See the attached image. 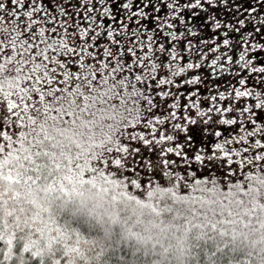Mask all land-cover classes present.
Listing matches in <instances>:
<instances>
[{"label": "trees", "instance_id": "obj_1", "mask_svg": "<svg viewBox=\"0 0 264 264\" xmlns=\"http://www.w3.org/2000/svg\"><path fill=\"white\" fill-rule=\"evenodd\" d=\"M48 13L30 14L26 21L15 22L8 28V37L0 39V99L7 101H0V124L12 122L19 132L13 152L0 146V190L5 193L0 195V264L9 261L1 250L9 243L19 250L29 230L37 228H49L62 241L81 244L85 254L75 264H264V183L235 175L228 188L218 189L203 179L194 182L201 185L199 193L184 194L175 187L173 191L149 188L148 179L139 172L130 173L136 180L119 173L122 138H134L140 129L153 128L157 122L140 128L119 120L114 107L115 112L108 109L113 103L104 100L103 78L90 80L93 76L73 72L68 76L72 82L64 86L78 119L69 138L62 135V106L58 98L57 104L47 100L55 94L52 80L44 76L48 69L45 57L59 41L48 43L51 40L43 23ZM80 63L92 70L99 66L98 61ZM7 65L13 72L4 76ZM10 90L21 99L9 96ZM109 91L112 98L120 97L118 91ZM134 91L129 90V106L142 116L131 115L132 121L146 117L134 98L138 91ZM13 119L37 123L19 138L23 134ZM105 119L120 122L125 130L104 136V128L110 126ZM245 127L250 130L253 124ZM258 158L249 161H260L257 167L261 168L264 158ZM13 204L28 208L29 226L26 219L14 229L16 214L9 211ZM34 252L24 250L22 260L34 263L38 260Z\"/></svg>", "mask_w": 264, "mask_h": 264}, {"label": "rangeland", "instance_id": "obj_2", "mask_svg": "<svg viewBox=\"0 0 264 264\" xmlns=\"http://www.w3.org/2000/svg\"><path fill=\"white\" fill-rule=\"evenodd\" d=\"M76 2L77 6H79V0H76ZM184 2H186V0H181V3ZM135 3H139V0H135ZM235 3L241 4L244 8L251 7L250 0H235ZM93 6L99 7L96 0H93ZM205 7L209 8L210 11L215 12L218 18H230V14L221 8H213L208 5H205ZM116 8L117 4H112L113 12L117 16V21L114 24V27L117 29V34H114V39L122 41V37L118 34L120 27V14L115 12ZM133 10H135V7ZM41 11L49 12L43 21L48 30L47 37L51 40L48 43L52 44L56 42V40H59L58 43L55 44L56 49L50 50L49 55L45 57L48 69L46 72L47 76H44L46 77V80H52L50 86L55 94V96L52 97V93L47 97V100L57 104L58 98V103L62 106L60 109V113L64 115V117L61 118L64 124L61 127L62 135L69 138L68 132L71 130L70 128L73 126L74 122L78 119L76 108L69 103L71 94L69 90L66 89V86H64V83L67 84L72 82L68 76L73 72L77 75L93 76L90 80H95V78L97 79L101 77L106 84H103L102 86L104 88L101 89L106 94L104 100H110L113 103L108 109L115 112L113 110L114 107L117 111L115 115H117L119 120H125V123H128L127 125L133 123L137 124L140 128H143V125L150 126V122H157V118L164 119L173 111L176 112L177 117L173 120L166 119L162 125L159 123L152 125L153 128L150 127L145 131L140 129L138 134L134 135V138L130 137L129 140L127 139L128 141L126 140L127 136L125 135L121 140L119 160L123 162L120 163L121 167L119 173H122L123 175L127 174L129 177H132L131 180H136V178L133 175L131 176L130 173L131 171L135 173L139 172L142 176H145L148 179L146 185L149 188L152 187L173 191L172 188L175 187L184 194L199 193L201 185L198 186L194 184V182L203 179L212 181L218 189L228 188L235 175L249 177L253 180L264 183L263 163L261 164V168H258L257 164H260V161H249V159H256L257 157H259L258 159L264 158V134L258 133V135L254 137L241 138L240 141L238 139H233L240 135V124H217L215 121L221 117L215 113L211 116L212 123H209L208 125H204L202 120L199 119L196 124H189L184 119L185 106L188 104V100L185 96L180 97L179 109H170L167 105L173 102L172 99L167 97L162 99L158 93L171 90L172 92H183L187 94L195 89L190 88L187 85L181 88L169 85L156 87L155 80L147 81L142 76L143 66L135 65V62L133 61L135 58L127 51V44H125L123 50H121L119 44L110 47L111 44L113 45V42L107 38V32L101 31L100 29H96L95 31L91 30L89 22L84 19L83 10L79 15L80 24L78 26L75 11L72 9L71 4H67L65 0H0V39L8 37V28L17 25L19 22L22 23L23 21H26V17L29 18L28 15H38ZM193 11H198V9H193ZM222 12L223 17H221ZM258 12L259 14L264 15V4L258 6ZM181 15H184L187 19L190 13L185 10ZM245 15H247V13H245ZM241 18L244 17L242 16ZM133 19H135V17ZM204 19L205 13L201 12L199 16L194 18L193 23L199 26L203 23ZM96 21L97 23L101 21L100 15L96 16ZM38 23H41L40 19H38ZM110 23H112V21L109 19H103L105 28H107ZM142 23L147 24L149 29L152 28L150 20L143 21ZM135 26L136 25L134 24H129L128 28L130 30ZM97 31L100 32V35L97 38H93V36H96ZM201 31L204 38H208L212 35L208 29H201ZM243 31H254L253 25L248 24ZM160 35H162V33ZM236 35V33H230V36L232 37H235ZM191 39L198 41V38L196 37H192ZM222 39L223 37H220L221 41ZM219 42L220 41H218V43ZM252 42L264 44V26H261L260 32L255 33ZM62 43L65 44V47L63 48ZM209 47H211V45H209ZM236 47L238 49L239 45ZM60 49H62V52ZM58 51L60 56H57ZM144 51L146 52L147 49H144ZM221 51H224V49H221ZM85 54H88V56H85ZM140 54L141 52L138 49L137 56ZM231 55L233 56V60L237 58L235 51H233ZM209 59H211V56ZM248 59L253 60L255 66H264V50H258L255 52L250 51ZM83 60H89L91 63L93 61H98L99 66H97V68L93 67L92 70L89 65L80 63V61L83 62ZM100 60L106 61L108 63L107 66L101 64L102 61ZM7 66L8 67H4L3 70L4 76H9L13 72L12 68L9 65ZM49 67H51V71L49 70ZM65 68L68 69L64 70ZM198 71L205 76H210V73L206 68ZM192 74L195 73H189V75ZM64 75L67 76L64 77ZM161 75H164V73H157V79H159ZM262 76H264V74L249 73L247 70H244L240 72V76L238 77L222 76L219 81H214V83L222 85L220 91L228 90L229 81H231V84L235 85L237 88H241V90L244 88H255L259 90L264 88V83H257V80ZM120 77L121 79L117 81ZM242 77H247L246 85L244 86H241L238 83V80ZM183 79H185L183 76L177 77L176 83H180ZM113 85L115 88L111 87ZM11 90L9 93L6 92L9 96L12 94L14 95V93H11ZM109 90L118 91L120 97L112 98V95L110 94V96L108 94L111 93ZM129 90L138 91V93L134 91L136 92L134 98L137 97L135 99L138 102L137 105L139 107H141L140 105L143 106V112L146 115V117H142L141 119L135 117L133 119L134 122L130 119L131 115L135 116V114H137L140 118L142 114H140L141 111H136V113L132 112L133 106H131V108L129 106ZM199 92L201 96L208 94L207 89L202 86L199 88ZM15 97L17 100L21 99L18 98V96ZM151 98L153 104L156 105L154 108L151 107ZM192 99L195 100L196 97H192ZM4 100L5 99L1 101L0 99L1 104L7 103V101ZM111 102L107 104L104 102L103 105L108 106ZM255 102L256 101L251 97L240 98L236 101H231L229 99L217 101L221 108H227L230 104H234L235 108H241L244 106H250ZM199 106L201 109H207L210 107V102L201 99ZM108 109L103 112L104 115L108 114ZM253 111L256 113V123H258L261 128H264V111L259 109H253ZM188 115L192 118H196L195 109H188ZM247 115L248 114L246 113L245 117H247ZM223 118H238V114L235 111L226 112L224 113ZM105 120L110 126H104V136L108 135L109 131L113 134L116 133L117 130H125L124 128H120L123 126L120 125V122H116L115 120L111 122L108 119ZM15 123H19V130L21 131V134H23L19 138H22V136L26 135V129L28 130V126H32L37 122H22L17 120ZM21 123H24V125ZM174 123H180L183 126V130L173 129L172 125ZM249 123L252 124L251 122ZM100 127L101 125L99 128ZM202 129L209 132L213 130L220 131L222 135L220 137L209 135L204 138L202 136ZM249 129L251 130L252 127ZM161 133L165 136H162ZM132 134L133 133H129L128 135L130 136ZM169 134L176 137V139L173 141L169 140L166 137ZM2 136H4V140L0 141V146L2 148H9L13 152L15 148L14 138H18L19 132L15 131L12 122H3L0 124V137ZM188 137H191V141L188 140ZM225 138L233 140V142L228 141ZM229 177L231 178L229 179ZM135 184L139 185L140 183L136 182ZM2 194L5 193L0 190V195ZM22 207L26 210L22 209ZM9 211H14L16 214V217L13 216V218H15L14 223L17 224L14 229H16L21 223L25 222L26 219L28 223L27 226H29L31 221L27 216L29 214L27 213L29 212L27 207L14 205L10 206ZM23 213H26V216H23ZM37 229L29 230V237L19 250H13L11 243L1 250L4 258L9 260L7 262L3 260L1 264H27L26 260H24V258L22 260L21 256V253L24 250L35 251L33 254L38 258L35 262L33 261L35 264H75L74 260L85 254V250L81 244H76L70 240L64 242L62 241L61 236L49 228L43 229V231ZM12 231L13 230H10V233ZM10 233L7 232L6 234ZM40 236L42 240L39 239ZM63 254H66L67 257H64L61 260Z\"/></svg>", "mask_w": 264, "mask_h": 264}, {"label": "snow or ice", "instance_id": "obj_3", "mask_svg": "<svg viewBox=\"0 0 264 264\" xmlns=\"http://www.w3.org/2000/svg\"><path fill=\"white\" fill-rule=\"evenodd\" d=\"M65 2L70 3L75 11L78 26L80 24L79 15L83 10L84 19L89 22L91 30L106 31L107 38L112 40L113 44H119L121 50L127 44V51L135 58L133 60L135 65L143 66L142 76L147 81L155 80L156 87L169 85L181 88L187 85L194 88V91L187 94L171 90L158 93L162 99L165 97L172 99L173 102L167 105L170 109H179L180 97L185 96L188 104L185 106L184 119L189 124H196L199 119L204 125H208L212 123L211 116L215 113L221 117L215 121L217 124H240V135L233 139L254 137L258 132L264 134V128L256 124V113L253 111V109L264 111V88L241 90L229 81L228 90L220 91L222 85L214 83V81H219L222 76L238 77L244 70L249 73L264 74V66H255L254 61L248 59L250 51L264 50V44L252 42L255 33L260 32L261 26H264V15L258 12V6L264 4V0H250L251 7L249 8L242 7L241 4L235 3V0H186L184 3H181V0H139V3H135V0H96L99 7L93 6V0H79V6H77L76 0H65ZM112 4H117L115 12L120 14L118 34L122 37V41L114 39V34H117V29L114 27L117 16L113 12ZM205 5L223 9L230 14V18H218L217 14L210 11ZM134 7L135 10H133ZM193 9H198V11H193ZM185 10L190 13L187 19L181 15ZM201 12L205 13V19L201 25L197 26L193 21ZM97 15L101 17L99 23L96 21ZM242 16L244 18H241ZM134 17L135 19H133ZM221 17H223V12ZM104 18L112 21L107 28L103 24ZM148 20L152 23L151 29L147 24L142 23ZM129 24L136 26L129 30ZM248 24L253 25L254 31H243ZM201 29H208L212 35L204 38ZM161 33L162 35H160ZM230 33L237 35L232 37ZM99 35L100 32L97 31L93 38H97ZM192 37L198 38V41H194L191 39ZM220 37H223L222 41ZM218 41L220 42L218 43ZM237 45H239L238 49ZM138 49L141 52L139 56H137ZM144 49L147 51L145 52ZM233 51L236 52L235 60L231 55ZM210 56L211 59H209ZM205 68L208 69L210 76H205L198 71ZM190 72L195 74L189 75ZM157 73H164V75L157 79ZM181 76L185 79L176 83V78ZM246 81L247 77H242L238 83L244 86ZM257 83H264V76L258 79ZM201 86L207 89V95H200L199 88ZM192 97H196V99L193 100ZM244 97H251L256 102L241 108H235L234 104H230L227 108H221L217 103V101L225 99L236 101ZM201 99L209 101L210 107L201 109L199 106ZM151 107H156L152 98ZM188 109H195L196 118L188 115ZM233 111L238 114V118H223L224 113ZM246 113L247 117H245ZM176 118V112L173 111L164 119L157 118V123L162 125L166 119ZM249 122L253 124L251 130L245 127ZM172 127L183 130L180 123H174ZM201 131L204 138L209 135L215 137L222 135L220 131L215 130L209 132L202 129ZM161 135L165 136L163 133ZM166 137L171 141L176 139L171 134ZM225 139L233 142V140ZM188 140L191 141V137H188Z\"/></svg>", "mask_w": 264, "mask_h": 264}]
</instances>
